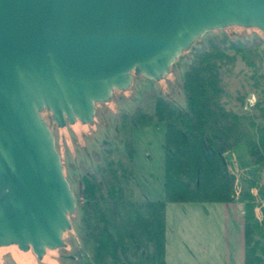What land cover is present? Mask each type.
I'll use <instances>...</instances> for the list:
<instances>
[{"label":"water","instance_id":"95a60500","mask_svg":"<svg viewBox=\"0 0 264 264\" xmlns=\"http://www.w3.org/2000/svg\"><path fill=\"white\" fill-rule=\"evenodd\" d=\"M264 32V0H0V247H64L74 194L54 136L132 74L160 80L204 33Z\"/></svg>","mask_w":264,"mask_h":264},{"label":"trees","instance_id":"16d2710c","mask_svg":"<svg viewBox=\"0 0 264 264\" xmlns=\"http://www.w3.org/2000/svg\"><path fill=\"white\" fill-rule=\"evenodd\" d=\"M261 44L258 36L249 41L225 34L207 37L183 74L184 109L161 95L146 93L131 114H119L116 138L126 154L118 147L108 148L103 163L96 158L95 170L82 176V247L74 251L69 264H168V202L240 204L243 262L264 264V214L259 217L255 211L264 201ZM249 91L256 100L251 110H244ZM149 122H162L165 128V197L132 200L130 128L134 123ZM239 143L246 146L255 169L251 175L240 176L237 185L223 154Z\"/></svg>","mask_w":264,"mask_h":264},{"label":"rangeland","instance_id":"374dc122","mask_svg":"<svg viewBox=\"0 0 264 264\" xmlns=\"http://www.w3.org/2000/svg\"><path fill=\"white\" fill-rule=\"evenodd\" d=\"M223 34L244 41L258 36L262 40L260 50L264 52V32L257 28L230 26L208 31L174 60L169 73L160 80L143 74H132L128 88L114 89L110 101L95 104L92 124L76 121L74 124L58 127L51 119L50 112H41L53 133L63 173L76 196V208L69 215L71 228L63 233L65 246L46 251L41 259L31 250L26 251V254L15 245L0 247V264H69L74 251L82 247L79 198L82 176L95 170L97 160L103 163L102 157L106 155L108 148L118 147L126 154L123 144L118 143L116 138L119 133V114H131L146 93L161 95L184 109L183 74L187 64L203 47L207 37ZM255 100V93L249 91L243 109L251 110ZM164 129L162 122L134 123L130 128L132 177L129 188L132 200L165 197ZM115 156L114 154L113 157ZM223 157L228 168L236 175L237 185L240 176L254 173L255 166L251 164L244 144L235 145L224 152ZM235 203L168 202L165 214L170 264H242L244 245L241 232L243 234L244 219L241 205ZM255 211L259 217L264 214V201Z\"/></svg>","mask_w":264,"mask_h":264},{"label":"crops","instance_id":"0c3cea01","mask_svg":"<svg viewBox=\"0 0 264 264\" xmlns=\"http://www.w3.org/2000/svg\"><path fill=\"white\" fill-rule=\"evenodd\" d=\"M142 200H154V199H147L146 198V199H142ZM155 200H160V199H155ZM166 207H167V205H166ZM165 212H166V210H165ZM165 223H166V231H165V237H166V243H165V260L167 261L168 264H170L169 258H168V255H169V247H168L169 244H168V242H169V240H168V237H167V233H168L167 227H168V224H167L166 214H165ZM241 238H242V241H243V234H242V232H241ZM242 254H243V252H242ZM242 260H243V256H242ZM242 264H243V262H242Z\"/></svg>","mask_w":264,"mask_h":264}]
</instances>
